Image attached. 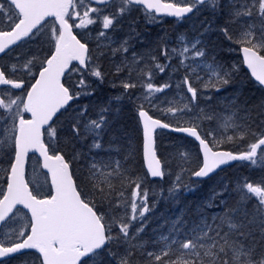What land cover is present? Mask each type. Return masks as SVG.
<instances>
[{
    "label": "snow or ice",
    "instance_id": "snow-or-ice-1",
    "mask_svg": "<svg viewBox=\"0 0 264 264\" xmlns=\"http://www.w3.org/2000/svg\"><path fill=\"white\" fill-rule=\"evenodd\" d=\"M0 264H264V0H0Z\"/></svg>",
    "mask_w": 264,
    "mask_h": 264
},
{
    "label": "rangeland",
    "instance_id": "rangeland-1",
    "mask_svg": "<svg viewBox=\"0 0 264 264\" xmlns=\"http://www.w3.org/2000/svg\"><path fill=\"white\" fill-rule=\"evenodd\" d=\"M164 207H165V206H164L163 204H161V210H163V209H164Z\"/></svg>",
    "mask_w": 264,
    "mask_h": 264
}]
</instances>
